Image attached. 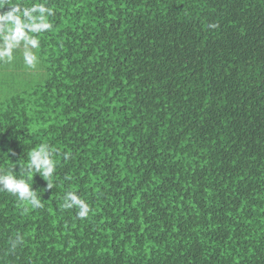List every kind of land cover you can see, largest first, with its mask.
<instances>
[{"label": "trees", "instance_id": "trees-1", "mask_svg": "<svg viewBox=\"0 0 264 264\" xmlns=\"http://www.w3.org/2000/svg\"><path fill=\"white\" fill-rule=\"evenodd\" d=\"M0 32L44 73L0 99L43 203L0 191V264H264V0H0Z\"/></svg>", "mask_w": 264, "mask_h": 264}, {"label": "clouds", "instance_id": "clouds-1", "mask_svg": "<svg viewBox=\"0 0 264 264\" xmlns=\"http://www.w3.org/2000/svg\"><path fill=\"white\" fill-rule=\"evenodd\" d=\"M11 19V16L6 17ZM49 25H44L48 27ZM210 27L215 28L217 25L212 24ZM15 39V36H13ZM33 47L36 46L35 40L30 41ZM3 55L8 56L11 59V45L8 46L7 50ZM26 62L31 66L35 60V57L29 54H25ZM30 162L28 165V180L33 179V171L39 173L47 182V187L52 188L51 177L55 171V162L52 159L51 153L46 145H41L38 149L33 150L30 154ZM70 154H66L67 156ZM0 191H7L15 196L18 200L25 205H30L32 209L42 208L43 203L37 196V190H34L32 184H29L24 178H17L12 174L0 175ZM64 204L62 205L65 209H71L76 207L79 209L77 215L79 218L84 219L89 213V206L75 193L69 192L64 197ZM21 237H17L13 247L17 243L21 242Z\"/></svg>", "mask_w": 264, "mask_h": 264}, {"label": "rangeland", "instance_id": "rangeland-1", "mask_svg": "<svg viewBox=\"0 0 264 264\" xmlns=\"http://www.w3.org/2000/svg\"><path fill=\"white\" fill-rule=\"evenodd\" d=\"M10 40L11 39H7L6 36L0 32V57H2V60H4L3 58L9 59L8 56L3 55L9 45H11V50L16 49V46L13 45ZM24 50L25 51L19 53L15 58H13L11 54L12 60H15L17 58L18 60H20L18 61V68L15 69L14 66L11 65V67L7 69L6 65H0V89L3 88L0 90L1 100L20 93L23 90V86L25 85V82H23L25 79L32 78V80H38L39 77H42L44 75L42 69L39 67L40 59H37L35 54H30L27 49ZM26 53L35 57L33 65L31 66L26 62ZM2 60L0 59V64Z\"/></svg>", "mask_w": 264, "mask_h": 264}]
</instances>
